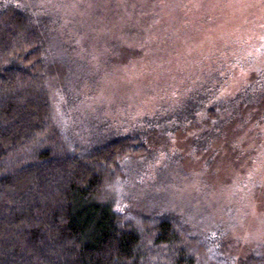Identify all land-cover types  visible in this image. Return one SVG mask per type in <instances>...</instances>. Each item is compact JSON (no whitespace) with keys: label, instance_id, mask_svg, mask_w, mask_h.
<instances>
[{"label":"trees","instance_id":"1","mask_svg":"<svg viewBox=\"0 0 264 264\" xmlns=\"http://www.w3.org/2000/svg\"><path fill=\"white\" fill-rule=\"evenodd\" d=\"M20 5L0 0V264H260L212 244L216 228L200 206L178 218L169 203L136 213L124 201L125 187L137 183L131 164L147 153L156 122L196 126L193 145L206 147V138L223 139L226 130L229 139L247 118L264 125V98L259 106L247 101L263 94L246 71L251 61L216 68L180 105L138 119L133 125L142 132L116 128L108 118L89 124L95 131L87 137L54 111L52 65L61 64L49 46L58 48L61 38L50 32L53 17L33 23ZM74 40L67 46L76 101L83 83L94 90L99 79L90 68L82 72L86 58ZM257 133L264 136V128Z\"/></svg>","mask_w":264,"mask_h":264},{"label":"rangeland","instance_id":"2","mask_svg":"<svg viewBox=\"0 0 264 264\" xmlns=\"http://www.w3.org/2000/svg\"><path fill=\"white\" fill-rule=\"evenodd\" d=\"M19 1L33 23L53 17L50 32L61 39L49 48L61 67L51 64V99L59 121L80 135L90 137L95 130L88 125L108 118L116 128L142 132L134 126L138 119L180 105L216 68H245L247 59L246 71L263 91L247 101L259 106L264 98V0ZM71 38L86 58L82 72L90 68L99 79L94 90L83 83L76 101L70 98ZM249 121L234 125L229 139L226 130L223 139L206 138L207 147L201 140L193 145L196 126L156 122L147 153L131 164L137 183L125 187L129 209L148 212L149 204L169 203L179 218L200 206L216 228L212 244L264 264V136L257 133L264 125Z\"/></svg>","mask_w":264,"mask_h":264}]
</instances>
